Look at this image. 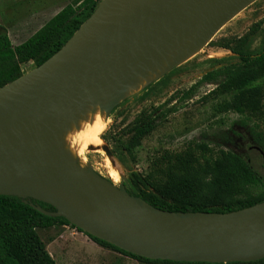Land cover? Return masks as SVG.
<instances>
[{
  "label": "water",
  "instance_id": "95a60500",
  "mask_svg": "<svg viewBox=\"0 0 264 264\" xmlns=\"http://www.w3.org/2000/svg\"><path fill=\"white\" fill-rule=\"evenodd\" d=\"M257 1L103 0L59 52L0 88V196L48 204L55 213L30 206L151 261L263 260L264 203L228 214L163 211L129 195L124 184L76 166L47 142L56 118L94 101L97 93L125 86L129 74L146 69L145 60L167 41L203 22L202 34H216Z\"/></svg>",
  "mask_w": 264,
  "mask_h": 264
},
{
  "label": "trees",
  "instance_id": "16d2710c",
  "mask_svg": "<svg viewBox=\"0 0 264 264\" xmlns=\"http://www.w3.org/2000/svg\"><path fill=\"white\" fill-rule=\"evenodd\" d=\"M71 1L70 5L19 46H13L6 30L0 27V88L24 76L23 65L33 62L35 68H38L59 52L103 0ZM259 34L264 39V28L253 27L243 37L235 38L232 43L234 46L223 45L222 48L229 50L234 57L215 62L213 69L195 85L187 91L175 92L168 102L180 97L182 100H191L201 86L216 85L215 90L201 99L202 104L217 101L213 108L214 114L235 113L243 118L244 126L252 123L251 142L263 152L264 161V130L255 123L264 119V45L258 52L250 49ZM177 73L178 68L173 69L119 106L147 99L164 85L171 74ZM160 108L165 107L162 105ZM179 111V107L164 110L159 115L142 111L132 125L126 144L122 145L123 141L120 140L112 143L133 156V152L142 146L144 140L162 128L170 115ZM108 134L106 132L102 139L110 145ZM111 155L114 157L112 152ZM124 187L129 195L141 198L157 209L173 213L228 214L264 203L263 177L249 159L231 151L215 152L204 144L190 143L183 151L161 154L152 162L148 175L132 174ZM30 204L49 213L56 212L52 206L39 201L0 196V264H56L37 230L64 226L76 229L64 218L43 215ZM85 235L100 247L142 264H209L151 261ZM230 264H264V259Z\"/></svg>",
  "mask_w": 264,
  "mask_h": 264
},
{
  "label": "rangeland",
  "instance_id": "374dc122",
  "mask_svg": "<svg viewBox=\"0 0 264 264\" xmlns=\"http://www.w3.org/2000/svg\"><path fill=\"white\" fill-rule=\"evenodd\" d=\"M71 2V0H0V27L6 30L12 45L19 46L41 30ZM253 27L264 28V0H258L232 18L199 55L186 63L179 64L178 73L171 74L164 85L156 89L147 99L133 101L123 106H119L122 102L116 103L112 111L117 110L114 114H109V124L103 134L104 136L109 132L110 145L103 142L110 154L107 155L106 151L103 154L86 152L83 157L74 159L73 164L80 168L87 167L86 169L96 171L109 179L106 168V160L109 159L120 175L121 180L117 185L120 187L132 174L148 175L151 172L152 162L161 154L183 151L193 143L204 144L215 152L225 150L243 155L249 159L264 180L263 156L251 149L255 147L251 142L250 134L253 124L244 126L243 118L235 113L214 114L213 108L217 101L207 105L202 104L201 99L215 90L216 85L201 86L191 100H182L180 97L168 102L175 92L187 91L195 85L213 69L215 62L234 57L222 46L225 44L234 46L233 40L243 37ZM260 34L250 46L253 52L260 51L264 45V39ZM34 69L36 68L33 62L22 66L25 75ZM126 99L128 98L123 101ZM166 102L168 104H165ZM162 105L164 109L160 108ZM173 107H179L180 111L170 115L168 122L144 140L142 146L133 152V156L123 152L121 147L118 149L116 143H112L120 140L123 141L122 145L126 144L132 125L142 111L159 115L162 111ZM255 123L264 130V119ZM37 232L56 264H142L100 247L84 233L71 227L39 229Z\"/></svg>",
  "mask_w": 264,
  "mask_h": 264
},
{
  "label": "bare ground",
  "instance_id": "6f19581e",
  "mask_svg": "<svg viewBox=\"0 0 264 264\" xmlns=\"http://www.w3.org/2000/svg\"><path fill=\"white\" fill-rule=\"evenodd\" d=\"M206 27L207 22L198 23L179 33L145 60L146 69H139L138 74L130 73L125 86H117L106 95L97 93L94 101L86 100L82 105H76L73 111H67L61 118H56L47 130L49 146L63 153L72 163L86 152L103 154L107 147L102 136L109 124V109L123 99L141 93L175 64L186 63L199 55L218 33L210 36L202 34ZM111 92L120 94L122 98L114 99ZM106 168L111 181L118 185L120 175L109 159L106 160Z\"/></svg>",
  "mask_w": 264,
  "mask_h": 264
},
{
  "label": "flooded vegetation",
  "instance_id": "af4514ba",
  "mask_svg": "<svg viewBox=\"0 0 264 264\" xmlns=\"http://www.w3.org/2000/svg\"><path fill=\"white\" fill-rule=\"evenodd\" d=\"M254 148V147H251V149Z\"/></svg>",
  "mask_w": 264,
  "mask_h": 264
}]
</instances>
